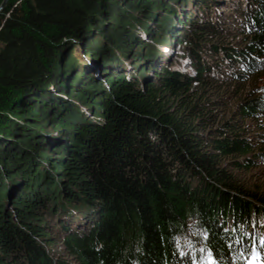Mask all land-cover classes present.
<instances>
[{"label":"trees","instance_id":"trees-1","mask_svg":"<svg viewBox=\"0 0 264 264\" xmlns=\"http://www.w3.org/2000/svg\"><path fill=\"white\" fill-rule=\"evenodd\" d=\"M221 1L8 0L0 264H264V0Z\"/></svg>","mask_w":264,"mask_h":264},{"label":"rangeland","instance_id":"rangeland-1","mask_svg":"<svg viewBox=\"0 0 264 264\" xmlns=\"http://www.w3.org/2000/svg\"><path fill=\"white\" fill-rule=\"evenodd\" d=\"M225 1L226 2L221 1L218 3V7H217L218 10L216 11V13L214 15V17L217 18L218 20L226 19L227 18L226 15L230 14L231 12H234L233 8L239 2H241V4L243 6L248 5V0H235L234 2H232L230 0H225ZM234 43L235 42H233L232 45ZM170 55H171V58H173L172 63L176 68L182 69L183 67L188 65V66H186L187 69L192 70L191 67L189 66V59H187V57L183 58V59H179V60H178V58L176 59L175 55H180V56L183 55L182 49L179 50L177 48ZM263 81H264V73L262 74V76H259L256 78V83H258V84H261ZM227 95H229V93H227ZM229 97L233 98L234 95L232 94ZM247 174H248L247 178L250 179V181L257 182L258 184H261L264 186V165L252 168Z\"/></svg>","mask_w":264,"mask_h":264},{"label":"water","instance_id":"water-1","mask_svg":"<svg viewBox=\"0 0 264 264\" xmlns=\"http://www.w3.org/2000/svg\"><path fill=\"white\" fill-rule=\"evenodd\" d=\"M8 0H3L2 3L0 4V13L4 10Z\"/></svg>","mask_w":264,"mask_h":264}]
</instances>
